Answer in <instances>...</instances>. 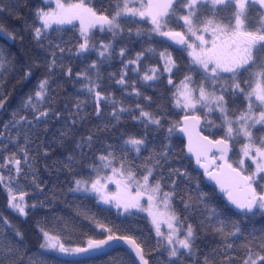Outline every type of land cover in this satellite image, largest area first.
I'll return each mask as SVG.
<instances>
[{"label":"snow or ice","instance_id":"obj_1","mask_svg":"<svg viewBox=\"0 0 264 264\" xmlns=\"http://www.w3.org/2000/svg\"><path fill=\"white\" fill-rule=\"evenodd\" d=\"M6 17L24 21L32 47L0 48V188L25 223L46 214L34 238L0 216V264H92L117 248L130 264H264V226L255 219L264 220V0H0V31L24 45ZM77 24L66 40V26ZM134 41L145 45L133 55ZM72 59L82 67L65 63ZM115 61L119 69L106 75L120 99L105 91L103 69ZM36 72L8 112V81L24 86ZM157 84L159 101L142 91ZM133 96L140 102L125 105ZM125 117L143 131L109 142ZM178 132L228 203L199 182L194 192L180 189L191 177L173 167ZM69 194L114 206L124 221L147 213L154 243L131 221L101 215L110 208L77 206L88 231L64 217L59 230L42 226Z\"/></svg>","mask_w":264,"mask_h":264},{"label":"trees","instance_id":"obj_2","mask_svg":"<svg viewBox=\"0 0 264 264\" xmlns=\"http://www.w3.org/2000/svg\"><path fill=\"white\" fill-rule=\"evenodd\" d=\"M2 2L12 3V2H15V0H2ZM31 4L34 6H40L41 0H31ZM23 15L28 17V20L30 23L31 17L28 14L27 9H23ZM6 20L10 28H14L16 31L21 32L24 35L25 41H24V45H21L18 38L16 40H11L4 34V32L0 31V48H7L13 53H16L20 51L21 48L23 47H32L28 32L25 30L24 21L16 20L15 18L8 19L7 17H6ZM66 28H68L69 30L64 33V38L66 40L72 39L74 33L77 32L78 27L72 28L71 26H66ZM97 35L99 36L100 34L98 33ZM154 43H158V41H155ZM144 45H145L144 41H138V42L134 41L133 44L130 45V47H132L133 49L132 54L134 55L135 51H139L141 47ZM170 50L173 51L174 56L180 55V53L176 52L174 49H170ZM69 62L74 66V70H78V66L82 67V65H79L78 60L72 59L71 61L69 60L65 61L66 64ZM119 67L120 65L118 61H115L113 62L111 67L105 66L103 69V71L105 72V91L114 93L118 99L121 98V93L123 90L120 88V86L115 85L114 81H108L106 74L108 72L117 71ZM40 75H41L40 72H36L35 75L31 78V81L29 83H26L24 86L16 84L17 77L15 76L12 77L8 81L7 90L11 91L12 93L10 96L9 104H8V112H10L13 109H16L20 105L21 98L24 97L26 93L29 92L30 89H32V87L36 84V81L40 77ZM0 83H3V82L0 81ZM76 87H79V86L77 85ZM5 90L6 89L4 87H0V93L5 92ZM67 91L68 93H71L72 87L68 86ZM142 91H144L146 95L152 96L153 99L159 101L161 95L164 93V88L162 84H157L153 86V88L151 89H142ZM128 92H131V89H128ZM64 94L65 93H62V95ZM81 99H84V97L81 96ZM136 102H140V101H138L134 96L131 98L125 99V105L134 104ZM89 110H91V108H89ZM107 111H110V108ZM6 118H7V113L4 110H0V120H4ZM124 121L125 122L119 126V130L112 133V139L109 142L122 143V141L120 140L121 131H123L124 133H128V134H135L137 132L143 131V129L138 124L131 121L129 118L125 117ZM0 128H2V125H0ZM174 143L177 144V148L175 149V151L179 154V163L173 164V167H180L182 171L186 170L191 177V180L188 183H184V182L181 183L180 189L181 190L192 189L194 192L195 185L199 182L201 191L212 192L214 193V198L218 203H221V204L225 203L224 196L222 194H219L217 192V189L214 186L209 185L202 179L201 172L197 171L194 168V165L191 162V160L185 157L184 150L180 151V148H183V140L178 136V134H176L174 137ZM152 147L153 145L150 144L149 149H151ZM148 154L149 153L147 151L143 153L144 156H147ZM42 176L45 179L48 178L47 174L43 172H42ZM60 179L61 181H63L64 177L61 176ZM67 187H69V185L65 183L64 184L65 190L67 189ZM28 191L31 193L32 190L28 189ZM52 194H53L52 191L49 190L45 192L43 196H39L38 199L43 200L45 199V197H49ZM78 196L79 194H77L76 196L69 194L66 198L68 201V204L66 205L65 203H63L65 201V196L60 195L57 201L55 202L56 210L54 212L47 213V221L42 226L48 229H56V230L61 229L63 227V221H61L59 217H64L66 220L75 219V211H76L77 206L89 207L94 212H97L100 209L110 208V211L103 212L101 215L108 216V218L115 224H120L122 221H124V215L121 214L118 210H115L113 207L103 205L102 203L97 205L96 201L92 199H82V198L78 199L77 198ZM29 202L31 203L32 201L29 200ZM45 214L46 213L43 211L40 213H37L35 217L31 219H27V222L25 223L24 218H18L17 215L12 212V210L6 207V198L3 193L2 188H0V216H7L12 221V223L17 224L21 228L28 229L29 234L33 236V238L35 236V233L32 232V229L35 226V220L37 218H43ZM255 219L258 221V223L256 224L257 228L264 226V220H261V217L257 216ZM130 221L132 223V227L139 229L144 237L150 238V242L154 243V240H151V237H154L153 232H150L151 225L144 216L137 214L136 216L129 218V221H124V223H129ZM75 222L77 224L82 225L84 231H88V226L86 222L82 221L81 219H75ZM193 222L195 223V221ZM121 256L126 257L128 261L130 262V257L127 256L123 250L119 249V250H115L113 252L108 253L107 256L102 255V256L96 257L94 261L92 262V264H124L122 262Z\"/></svg>","mask_w":264,"mask_h":264},{"label":"water","instance_id":"obj_3","mask_svg":"<svg viewBox=\"0 0 264 264\" xmlns=\"http://www.w3.org/2000/svg\"><path fill=\"white\" fill-rule=\"evenodd\" d=\"M178 134V136L183 140V149H184V155H185V157H187V158H189L190 160H191V162L193 163V165H194V168L197 170V171H200L201 172V176H202V179L206 182V183H208L209 185H212V186H214L216 189H217V192L219 193V194H222L223 196H224V194L219 190V188H218V186L215 184V181H213V180H211V179H209L207 176H204L203 175V169H201L196 163H195V157L192 155V154H190V153H187V150H186V144H187V139H186V137H184V135L182 134V133H177ZM224 200H225V203H228L227 202V200H226V197L224 196ZM229 207L230 208H233V210L234 211H236L235 209H234V207L231 205V204H229ZM119 249H121V250H123L122 248H117V249H115V250H119ZM114 250V251H115ZM113 252V251H112ZM110 253V252H109ZM102 256V255H101Z\"/></svg>","mask_w":264,"mask_h":264},{"label":"rangeland","instance_id":"obj_4","mask_svg":"<svg viewBox=\"0 0 264 264\" xmlns=\"http://www.w3.org/2000/svg\"><path fill=\"white\" fill-rule=\"evenodd\" d=\"M77 27H78V24H77ZM103 205H104V204H103ZM106 206H109V205H106ZM111 207H113L115 210H117L114 206H111ZM137 214H140V215L144 216V217L149 221V223H150V220L147 218V213H144V212H138ZM150 225H151V224H150ZM153 234H154V232H153ZM121 259H122V262H123L124 264H129V263H130L126 257L121 256Z\"/></svg>","mask_w":264,"mask_h":264}]
</instances>
